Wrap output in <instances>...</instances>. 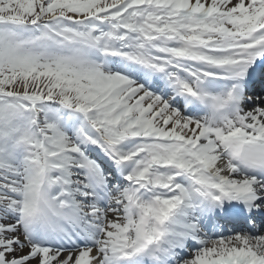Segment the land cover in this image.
Here are the masks:
<instances>
[{
	"label": "snow or ice",
	"instance_id": "snow-or-ice-1",
	"mask_svg": "<svg viewBox=\"0 0 264 264\" xmlns=\"http://www.w3.org/2000/svg\"><path fill=\"white\" fill-rule=\"evenodd\" d=\"M0 264H264V0H0Z\"/></svg>",
	"mask_w": 264,
	"mask_h": 264
}]
</instances>
